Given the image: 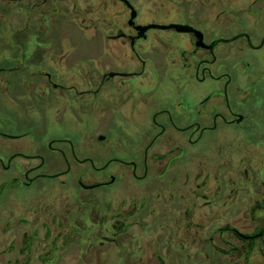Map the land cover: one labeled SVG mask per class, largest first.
Masks as SVG:
<instances>
[{
    "label": "flooded vegetation",
    "instance_id": "obj_1",
    "mask_svg": "<svg viewBox=\"0 0 264 264\" xmlns=\"http://www.w3.org/2000/svg\"><path fill=\"white\" fill-rule=\"evenodd\" d=\"M63 1L1 0L0 264H264V0Z\"/></svg>",
    "mask_w": 264,
    "mask_h": 264
},
{
    "label": "rangeland",
    "instance_id": "obj_2",
    "mask_svg": "<svg viewBox=\"0 0 264 264\" xmlns=\"http://www.w3.org/2000/svg\"><path fill=\"white\" fill-rule=\"evenodd\" d=\"M72 0H68V1H63L62 4H69V2H71ZM82 3H90V8H91V11L90 9L88 8L86 11H83L81 14L79 15H76L77 17L73 18L72 20L74 21L75 19V23L77 25H88L89 22L92 23V21L94 22L98 16H99V10H103L105 9L104 7H100V4H99V0H86V2H82ZM134 4H136V7L137 9H141L142 7V3L140 0H134ZM3 6V2H1L0 0V7ZM6 11H5V24L6 26H10L8 21L10 23H12V21H16L17 19H19V17L15 16L13 17V13H12V10L9 8V7H6L4 8ZM11 14V16L9 17V15ZM147 20V17H140L139 20ZM19 20H17L16 22H18ZM15 25V24H14ZM65 26V25H64ZM70 29L69 27L66 26V29ZM71 30V29H70ZM8 31L9 30H6V34H5V37H6V42L9 43L10 41H13V39H9L10 38V34H8ZM71 35L73 36V38L77 39L78 37V32L77 31H74V30H71ZM74 39V41H75ZM29 40V39H28ZM94 47H95V43L93 41L91 42H87V41H82L80 43V46H79V49L77 50L76 52V55L77 56H83V55H87V54H92L94 52Z\"/></svg>",
    "mask_w": 264,
    "mask_h": 264
},
{
    "label": "water",
    "instance_id": "obj_3",
    "mask_svg": "<svg viewBox=\"0 0 264 264\" xmlns=\"http://www.w3.org/2000/svg\"><path fill=\"white\" fill-rule=\"evenodd\" d=\"M133 17H134V13L131 14V18H133ZM148 28H162V29L174 28L177 31H184V29H185V27H183V26L171 24L169 26L148 25L146 27H142V30L148 29ZM187 31H192V30L191 29H187Z\"/></svg>",
    "mask_w": 264,
    "mask_h": 264
}]
</instances>
